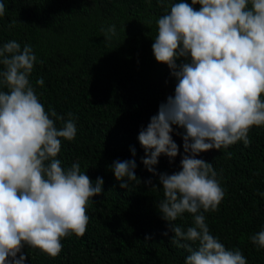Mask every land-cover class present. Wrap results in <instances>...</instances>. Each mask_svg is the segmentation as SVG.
Listing matches in <instances>:
<instances>
[{
    "label": "trees",
    "instance_id": "obj_1",
    "mask_svg": "<svg viewBox=\"0 0 264 264\" xmlns=\"http://www.w3.org/2000/svg\"><path fill=\"white\" fill-rule=\"evenodd\" d=\"M176 2L0 0L5 5L0 46L13 40L21 49L31 45L36 62L29 80L40 102L64 121L73 114L76 137L61 138L56 159L64 169L79 163L93 182L97 177L104 181L102 192L87 203L84 235L63 238L55 257L25 245L17 254L27 256L25 264H185L190 253L171 243L174 233L157 207L164 199L159 174L181 170L184 129L173 125L178 155H161L153 166L156 175L142 163L145 149L138 140L159 105L174 95L175 77L166 64L156 61L152 45L157 20ZM112 25L116 34L106 39ZM181 62L183 58L177 60ZM40 78L43 86L36 84ZM0 90L8 89L0 85ZM51 118L58 129L63 127L64 121ZM248 139V146L238 141L197 156L212 164L224 190L217 210L203 214L210 233L227 249H239L247 264H264V248L249 239L264 230V126L252 127ZM133 159L137 179L123 189L110 165ZM148 180L152 183L146 184ZM173 223L186 231L193 226V215L185 212ZM181 243L198 247V241Z\"/></svg>",
    "mask_w": 264,
    "mask_h": 264
},
{
    "label": "clouds",
    "instance_id": "obj_2",
    "mask_svg": "<svg viewBox=\"0 0 264 264\" xmlns=\"http://www.w3.org/2000/svg\"><path fill=\"white\" fill-rule=\"evenodd\" d=\"M4 12L0 3V16ZM156 23L152 51L176 84L174 95L139 132L142 163L156 175L153 166L161 155H178L173 125L184 129L185 152L180 171L159 174L164 199L158 211L174 233L171 243L190 253L185 264H247L239 249H227L205 223L203 213L217 210L224 190L212 164L197 156L238 141L248 146L250 129L264 126V0H178ZM109 34H116L115 25L106 39ZM35 62L29 44L21 49L13 40L0 46V85L8 89L0 90V264H25V254L17 258L25 245L55 257L63 238L83 236L87 203L104 183L102 177L93 182L79 163L64 169L56 159L61 138L72 141L77 128L73 114L64 121L55 110H45L29 80ZM36 84L43 86V78ZM51 117L64 121L63 127ZM136 167L134 159L110 165L123 189L137 179ZM185 212L193 215L186 231L173 223ZM249 239L264 248V230ZM181 241H198V247Z\"/></svg>",
    "mask_w": 264,
    "mask_h": 264
}]
</instances>
